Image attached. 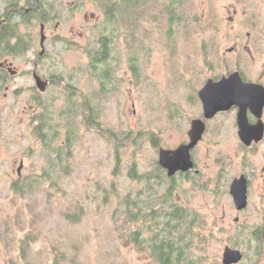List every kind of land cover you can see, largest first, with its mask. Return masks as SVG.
<instances>
[{
    "label": "rangeland",
    "instance_id": "obj_1",
    "mask_svg": "<svg viewBox=\"0 0 264 264\" xmlns=\"http://www.w3.org/2000/svg\"><path fill=\"white\" fill-rule=\"evenodd\" d=\"M107 1L48 0L45 54L41 12L19 27L31 47L0 54L17 70H3L8 77L0 84V264H159L145 244L155 222L135 220L126 200L140 192L146 198L153 185L167 191L168 182L149 177L159 170L158 148L182 141L201 114L206 81L235 70L247 76V0H135L136 22L113 31L105 28ZM103 36L111 49L96 71L93 52ZM35 70L57 79L43 102ZM84 102L95 117L91 126ZM232 119L227 113L211 121L196 151L200 177L179 179L170 199L199 219L189 250L194 264H224L228 245L246 252L247 264H264V233L257 257L251 238L264 228V146L251 154L260 174L251 205L238 210L231 176L247 171V154ZM40 124L49 142L37 136ZM132 168L142 176L133 178Z\"/></svg>",
    "mask_w": 264,
    "mask_h": 264
},
{
    "label": "trees",
    "instance_id": "obj_2",
    "mask_svg": "<svg viewBox=\"0 0 264 264\" xmlns=\"http://www.w3.org/2000/svg\"><path fill=\"white\" fill-rule=\"evenodd\" d=\"M24 1L30 3L35 0L6 1V15H8L7 20H4L3 16L2 19L0 18V54L4 53V51H8L9 53H17L19 52V50L25 51L28 49L27 43H29L30 45L29 48L31 47V40L23 39V36L19 32V27L21 23H31V19L33 18V16H36V14L41 11H26V5H24ZM42 3H44L45 10H42L40 19L42 20V22L46 23L51 19L50 17H48L50 14L48 10L51 11L52 9H48L47 7L48 0H42ZM15 8H20L22 22H17L15 20L16 15H18L17 13L19 12L14 10ZM137 10L138 8L135 0H121L115 2L110 0L108 2V7L106 10L107 23L105 28H110V30L113 31L111 27L115 26L117 28V26H119L118 23L122 21V23L128 21L129 24L133 25L137 20ZM125 15H128L127 19L124 18ZM103 37L104 39H101L100 49H95L93 52V54L95 55L92 65L94 66V70L96 71L98 69V65L107 62V56L110 54L111 44L110 42H108V40L111 41L110 36ZM15 38L16 41L13 42ZM2 71L3 69L0 68V84H2L3 81H5L8 77V73L6 71ZM100 72L102 75H104L105 72L107 73L109 71L104 69ZM84 103V107H86L88 110L85 115L86 123L87 125L91 126L94 124L95 117L94 115H92L93 112L90 108L89 102ZM44 126L45 124H40L39 126H37L36 134L39 139L49 142L50 136L49 134H46L44 132L46 130ZM71 141L72 139L70 135L67 137V147H70V145L72 144ZM130 175L135 178L134 168H132ZM155 187L156 186L153 185L151 190H147L146 198H143L144 192H140V195H137L140 197V202L143 204L141 206V211H148V208L152 204L156 206V210L155 212H153L155 214L154 219H151L150 216H152V214H148L147 212L144 215L141 214V218L146 220V222L149 220L155 222V235L152 240L148 241V249L151 252V255L159 261V264H194L195 260L192 258V252H190L189 250L193 245H195V237L199 236L195 230V225H197V221L199 220H197L198 217L196 215H192L190 210L186 211V214H184L178 211L179 208H176V210L172 208L171 212H165L162 208H158L157 206L159 205V203H163L164 199L162 197L163 194L160 193V188ZM14 188L15 190L21 189V187L16 185L14 186ZM126 201H128L127 203L129 206L127 212H131L134 215V219H136V212H134L136 210L134 208L135 201ZM131 204H133V209L130 206ZM175 211H177V213ZM252 233L251 238L252 241L255 242L254 254L257 257L261 248V236L264 233V228H258L256 229V232L254 231ZM131 239V242L133 240L138 243L139 241H141L142 243L144 242L136 236H133ZM242 252L244 254V258L241 262L247 264V259L249 257H247L246 252Z\"/></svg>",
    "mask_w": 264,
    "mask_h": 264
},
{
    "label": "flooded vegetation",
    "instance_id": "obj_3",
    "mask_svg": "<svg viewBox=\"0 0 264 264\" xmlns=\"http://www.w3.org/2000/svg\"><path fill=\"white\" fill-rule=\"evenodd\" d=\"M24 2H25L24 5H26L25 6L26 11H41L42 12V10H45L44 3H42V0H35V1L30 2V3H28L27 1H24ZM73 3H76L75 5H79V3H77V2H73ZM104 6L107 10L108 1L104 3ZM14 10L20 11V8H15ZM246 21H247V31H246V41L244 44V51H245V54L247 56V76H245V74H243L242 71H240V70L239 71L241 72L244 80L247 81L248 84L257 85V87L262 90V95H264V0H247V19H246ZM46 23H48V22H46ZM46 23L42 22L44 30H46ZM44 49H45L44 53L41 54V56H43L46 52V45L45 44H44ZM0 68L3 70H6L7 72H10V73L12 70L15 71V73H17V70L13 69L11 64L7 63L5 61L0 62ZM37 73H38V71H37ZM33 75H34V72H33ZM39 75L43 80L48 82L45 91H41L39 89V87L36 86L38 88V91L41 92L40 94H38L37 102H43V99L40 97V95L43 92H46L50 85H52L54 83L56 84L57 79H55L54 77H45V76H42L41 74H39ZM263 98H264V96H263ZM247 102H252V100H247ZM199 103L201 106V114L195 116V118H192L191 122L188 124L189 126L184 128V132L182 134L183 135L182 141H180L179 144H177L175 146L167 147L166 149H176L180 145L190 142L189 133H190V130L192 127L193 120L197 119V118H203L204 117L202 102H199ZM227 113L232 114V118H233L232 119V130H233V133L238 138V144L243 149L244 154H245V152L247 154V158H246L247 161L245 163V165H247V171H242L238 176H231L232 178L230 177L231 178L230 186H231V184L235 178L240 177L241 175H245V177L247 178L248 204H247V207L243 210H247V208L251 205V202L253 199L254 184H255L257 177L260 175V174L259 175L257 174L258 168L256 166H254V164L251 161V154H254V153L256 154L259 152V150L261 148H263V146H264V132H263V134H262L263 136L260 140L253 139L250 143L245 144L239 136V126H238L239 107L233 106L231 109H229L227 111L219 112L212 119H205L206 130L203 134V138L201 141H199V143L193 149H191V156H192V159L194 161V167L191 168L190 170H188V171L179 170L175 174L170 175L169 170L160 164V161H159L160 150H161V148H165V147L159 146V148H158V156L159 157L157 158V161H156V167L159 170H157V172L155 171V172L149 174V177L152 176L153 180H156V181H160V179H163L162 181L168 182L169 185H168L167 191L162 196L164 201H163V203H159V206H157L158 208H162L165 212L166 211L171 212L172 208H174L175 210H176V208H179L178 211L186 214V211L183 209V207L176 204L175 202L171 203L172 200H170V199L172 198V192L174 191L175 185L179 179L188 178L189 181H191L192 179L197 180L200 177L201 169L198 168V164H197V160H196V151L199 148L202 141L204 140V136L209 132V130L211 128V121H213L215 118H217L219 114H227ZM170 118H171V116H170ZM247 119H248V123L251 127L256 126V125H258V126L262 125L263 130H264V105H263V109L260 112V114L256 113L251 106L247 107ZM20 170L21 169H19V173L21 172ZM140 176H142L141 173L135 172V178H140ZM191 176H192V179L190 178ZM261 176H263V175H261ZM138 195H140V194H138ZM263 196H264V194H263ZM139 198L140 197L137 196V198L135 200V208H136V219L135 220H137V221L142 220V218H140L141 214L144 215L146 212L148 214H152V216H150V215L149 216L151 219H154L155 214L153 212H155L156 206H154V204H152L148 208L149 209L148 211L147 210H145V212L141 211V209H142L141 206L143 204L140 202ZM168 200H170V201H168ZM175 212L177 213V211H175ZM153 228H151L150 230L149 229H146V230H149L148 231V233H149ZM148 241H150V239L146 240V243H145L146 245H148ZM147 247L149 248V245ZM154 260H156L159 263V261L156 258Z\"/></svg>",
    "mask_w": 264,
    "mask_h": 264
},
{
    "label": "water",
    "instance_id": "obj_4",
    "mask_svg": "<svg viewBox=\"0 0 264 264\" xmlns=\"http://www.w3.org/2000/svg\"><path fill=\"white\" fill-rule=\"evenodd\" d=\"M44 41L45 37L42 27L41 54L45 50ZM14 73L15 71L12 70L11 74ZM34 78L39 89L45 91L48 82L43 80L36 70L34 71ZM198 95L203 105L204 117L193 120L189 133L190 142L182 144L176 149L161 148L160 150V164L169 170L170 175L175 174L179 170L188 171L194 167L191 149L203 138L206 130L205 119H212L219 112L227 111L233 106L239 107L238 126L241 140L247 144L253 139L260 140L263 136L264 130L262 125L253 127L249 125L247 107L251 106L256 113L260 114L264 105V95H262V90L257 85L248 84L239 70L224 75L218 80L209 78ZM247 100H252V102H247ZM230 193L238 210H243L247 207V178L245 175H241L233 180L230 186ZM243 258L244 254L241 249L233 248L229 245L225 247L223 255L224 264H238Z\"/></svg>",
    "mask_w": 264,
    "mask_h": 264
}]
</instances>
